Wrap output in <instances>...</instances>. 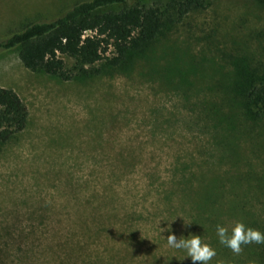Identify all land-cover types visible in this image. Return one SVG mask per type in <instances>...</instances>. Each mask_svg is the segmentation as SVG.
Segmentation results:
<instances>
[{
  "label": "rangeland",
  "instance_id": "374dc122",
  "mask_svg": "<svg viewBox=\"0 0 264 264\" xmlns=\"http://www.w3.org/2000/svg\"><path fill=\"white\" fill-rule=\"evenodd\" d=\"M77 1L0 0V39ZM263 34L264 1L209 0L128 73L64 81L0 50V86L28 110L26 128L0 145V264H192L167 245L169 230L218 250L210 222L194 221L197 198L223 206L231 175L264 168V121L247 131L236 117L231 129L216 85L240 56L262 57ZM223 141L242 161L225 157ZM215 213L230 231L234 216ZM209 264L231 262L216 252Z\"/></svg>",
  "mask_w": 264,
  "mask_h": 264
},
{
  "label": "trees",
  "instance_id": "16d2710c",
  "mask_svg": "<svg viewBox=\"0 0 264 264\" xmlns=\"http://www.w3.org/2000/svg\"><path fill=\"white\" fill-rule=\"evenodd\" d=\"M208 3L209 0L77 1L54 18L27 23L0 39V50H14L25 68L64 81L82 82L114 72L128 73L139 59L148 56L161 34L189 13L205 9ZM262 40L259 60L240 56L227 82L216 85L223 88V100L232 107L220 116L221 121L231 123V129L239 124L236 117L245 122L247 131L264 121V34ZM27 123L28 110L23 100L13 89L0 86V145L24 130ZM222 146L230 162L235 165L242 161L232 141H223ZM247 166L229 177L232 197L228 205H217L219 199L215 202V197L205 193L197 198L195 208L200 213L193 218L198 217L194 221L200 223L210 222L204 225V231L218 247L216 252L231 264H264V244L242 245L241 252L235 254L219 243L213 225L218 219L213 217L216 210L225 209L228 216H234L235 223L241 221L264 232V168L256 172ZM251 201H256L259 208L252 209ZM111 263L112 260L98 264Z\"/></svg>",
  "mask_w": 264,
  "mask_h": 264
},
{
  "label": "clouds",
  "instance_id": "9594fccd",
  "mask_svg": "<svg viewBox=\"0 0 264 264\" xmlns=\"http://www.w3.org/2000/svg\"><path fill=\"white\" fill-rule=\"evenodd\" d=\"M183 221L185 227L190 226V223L192 222L191 220L185 221L184 219ZM161 230L164 231L162 228ZM216 235L219 243L235 254L241 252L242 245L264 244V232L259 229L248 227L241 221H237L231 227L230 231L227 227L217 224ZM166 242L167 245L173 249L183 250L186 255L180 259L182 260L185 257H188L192 264H209L212 258L216 255L215 248L211 247L206 242H202L200 236L196 234L190 233L186 237L182 235L177 238V236L169 230Z\"/></svg>",
  "mask_w": 264,
  "mask_h": 264
}]
</instances>
